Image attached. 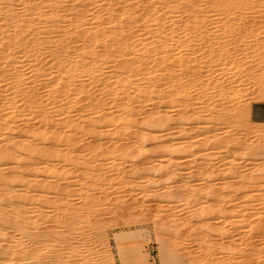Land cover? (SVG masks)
Segmentation results:
<instances>
[{
    "label": "bare ground",
    "instance_id": "obj_1",
    "mask_svg": "<svg viewBox=\"0 0 264 264\" xmlns=\"http://www.w3.org/2000/svg\"><path fill=\"white\" fill-rule=\"evenodd\" d=\"M188 1L190 0H0V87H5L3 90L0 88V132H15L20 125L38 119V122L33 121L21 128L22 132H15L19 133L16 134L19 138L23 137L20 141L15 134L9 136L11 132H6V137H9L5 142H9L11 146L7 147L6 143L7 146L0 148V161H9L11 164L14 161L17 166H14L15 170L12 166L13 169L5 172V175L0 174V264H74L75 258V262L79 264H101L107 257L105 250L104 253L99 251L103 249L102 240L104 241L105 235L101 234L100 240L93 239L95 232L96 236L100 235L98 232L101 230L105 234L98 224L100 222L93 218L103 205L88 201V195L93 190L100 193L104 191L95 181L98 177L92 171L95 168H91V164L101 154L95 156L96 159L84 155L86 158L77 160L73 155L74 148L80 141V134L95 132L96 136L97 133L114 136L119 131H127L126 126L132 124L129 118L135 114L134 110L147 107L153 101L156 97L154 80L157 70L151 65L157 63L154 56L158 51L164 54L158 60L159 64L167 58L165 54L169 38L165 33L166 21L173 4L177 6L176 11L182 12L186 11L185 3ZM257 1L259 0H191L217 5H242ZM93 4L99 7L90 12L88 7ZM138 11L142 13L138 15ZM105 24L108 28L102 26ZM111 32L115 37L109 41L106 37L111 36ZM130 38L135 41H130ZM108 47H111L109 52L106 51ZM109 70L112 73L107 76ZM99 83L102 84L101 87L96 86ZM262 85L259 94H256L257 101H264ZM89 87L95 88L94 93H90ZM83 101L86 105L80 108L79 103L82 104ZM78 110V113L75 112ZM150 115L152 117V113ZM145 122L147 125L143 124V129L146 126L153 128V122ZM47 123L51 124L52 131L42 129ZM256 124L249 126V129H245V126L244 132L260 133V136L264 134V122L256 121ZM138 129L140 135L135 133L138 140L135 139L134 144L139 143L137 149L140 151L146 146L144 142L148 135L141 132L142 128ZM123 134L115 143L121 136L124 140L123 137L127 134ZM258 134L256 136L260 137ZM15 137L18 139L15 140ZM235 141L230 137L223 142V147H233L238 142ZM47 143L50 145L47 146ZM98 148L100 149V145L93 149ZM263 152L264 146H256L249 155L260 156ZM59 162L62 163V168L67 166L73 170L57 168L56 164ZM75 168L76 171L82 170L80 181L79 176H74ZM146 172H149L146 175L149 179L150 171ZM32 176L38 177V181L28 180ZM261 176L264 177V171ZM235 177V186L244 183L242 175ZM61 179L68 180L64 187L58 182ZM13 184L24 187V190L18 189L23 193L19 194ZM71 186H78V189L70 190ZM148 189L143 188L141 192ZM250 189L249 184L239 188L245 194L241 202L243 207L236 202L234 204L236 198L227 192L224 196L222 194L225 192L221 193V197L218 196L221 200L217 199V202L231 198L229 202L232 200V207H242L235 212H231L233 210L230 207L228 213L223 208L218 209L221 218L219 233L227 234V227L238 231L228 233L224 259H211L215 254L207 248L200 259V262L204 261L202 264L207 261L212 264H227L229 259L228 263L232 260L234 264H264V202L259 201L261 194L260 197L259 194L256 195L258 199L254 195L255 200L260 202L258 208L245 212L251 197L249 193L253 192ZM151 192L152 190L149 193ZM72 195L83 196L84 206L73 205L70 200ZM251 217L253 222H248ZM51 222L54 225L52 223L53 226L50 224L49 227L48 223ZM43 224L47 226H42ZM256 231L259 236L261 234L260 243L252 239L255 235L258 236L254 235ZM168 256L170 258L167 257V261L165 259L166 264H183L175 251ZM189 260L191 261L188 257L187 263Z\"/></svg>",
    "mask_w": 264,
    "mask_h": 264
},
{
    "label": "rangeland",
    "instance_id": "obj_2",
    "mask_svg": "<svg viewBox=\"0 0 264 264\" xmlns=\"http://www.w3.org/2000/svg\"><path fill=\"white\" fill-rule=\"evenodd\" d=\"M97 4L88 7V10L91 12L97 9ZM176 7V4L172 5L169 18L165 20V33L169 38L165 54L167 58L163 64H159L158 60L164 54L158 51L154 56L157 63L151 65L157 70L154 80L156 97L147 107L134 110L135 114L130 117L132 119L129 118L132 124L130 122L131 125L126 126L127 131L125 129L121 132L129 137L125 135L123 140L121 136L115 143L121 135L120 131L114 136L105 134L107 138L88 132L79 135L80 141L74 148L73 155L77 160L83 157L95 158L101 154L91 164L93 166H90L97 170H92L96 174L90 172L98 176L95 181L104 191L100 193L93 190L88 195V201L103 205L97 216H93L105 231V234L101 233L100 227L101 231L96 230L100 235L96 236L95 232L93 238L100 240L105 235L104 241L102 240L103 249L99 251L105 250L107 257L101 264H166L168 254L172 255L174 251L183 260V264H202L204 261L200 262V259L207 248L215 254L211 259H224L228 233H236L238 230L227 227V234L219 233L221 218L218 209L223 208L224 212H230V207L233 210L231 212L240 210L245 194L239 188L242 189L244 184H249L250 190H253L249 193L251 197L245 212L258 208V204L264 202V177L261 176L264 171V154L250 156L254 147L264 146V134L260 136L257 133L258 137L255 132H244L257 125L256 121L264 122V101H257L256 98L262 83L264 87V0L242 5H217L190 0L185 3L186 11H176ZM138 13L140 15L142 11ZM102 26L108 28L107 24ZM135 27L139 30V26ZM110 34L111 36L106 37L109 41L115 37L114 33ZM157 39L155 36V40ZM130 41L135 39L130 38ZM111 47L106 48V51L109 52ZM101 85L96 84L98 87ZM0 88L3 90L5 87ZM94 90L95 88H91L90 93H94ZM84 103H79L80 108L86 105ZM75 112L78 113L79 110ZM149 113H152L153 118ZM146 120L154 123L152 129L147 126L143 129L147 125ZM33 121L38 122V119L20 125L18 130ZM138 128H142L141 132L148 135L144 142L146 146L140 151L137 149L139 143L134 144L135 139L138 140L135 136L140 131ZM42 129H51V124H45ZM6 132L11 131L0 132V148L6 143L7 147L11 146L5 139L14 136L15 132L9 133L8 137ZM230 137L238 141L236 147L233 146L234 149L232 146L223 147V142ZM18 138L15 137V140ZM21 139L23 137L18 141ZM96 143L100 145V149H93L99 146ZM48 145L50 144L47 143ZM249 146L252 147L251 150ZM4 161H0V174L5 175L16 164L14 161L12 164L5 161V165ZM56 167L73 170L67 166L62 168L60 162ZM74 171V176H79L80 181L82 170L76 171L75 168ZM146 171H150L149 179L146 178L149 173ZM237 175L244 177V183L235 186L233 181H237ZM32 177L28 180L38 181V177ZM75 179L77 178L74 177ZM66 181L68 180L61 179L58 182L63 186ZM19 185V188L16 185L14 187L21 194L23 192L19 190H24V187L20 188ZM260 185L263 186L262 189ZM75 186L69 189L77 190L78 186ZM143 188H149L152 192L149 193V189L141 192ZM232 189H236V193ZM226 192L236 198L234 204L236 202L242 207H232V200L229 202L231 198L219 202L221 199L218 196L221 197V193L224 196ZM258 194L259 197L261 194L260 202L255 200L256 197L258 199ZM70 200L79 207L85 203L83 196L72 195ZM249 221L253 222L252 217ZM52 223H48V226L51 227ZM255 234L258 232H254ZM260 237L261 234H258L252 239L260 243ZM188 257L192 262L189 260L187 263ZM75 260L74 264H79ZM228 261L227 264H234V261ZM207 263L212 264L205 262Z\"/></svg>",
    "mask_w": 264,
    "mask_h": 264
}]
</instances>
